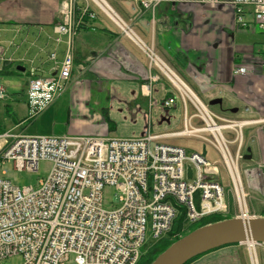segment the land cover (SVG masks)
Here are the masks:
<instances>
[{
	"label": "built area",
	"instance_id": "2783aa9c",
	"mask_svg": "<svg viewBox=\"0 0 264 264\" xmlns=\"http://www.w3.org/2000/svg\"><path fill=\"white\" fill-rule=\"evenodd\" d=\"M89 1L100 6L129 35L130 27L102 0H87L85 14L94 16ZM145 9L155 10L166 0H138ZM214 4L220 0H199ZM235 13L239 28L264 30V0H226ZM253 18H244L246 7ZM76 0H63L62 20L54 26L57 43L67 36L62 61L55 60V73L39 75L31 67L27 89L29 117H35L65 89L74 64L73 37L81 21L74 19ZM132 36V35H131ZM11 44H15L14 41ZM151 63L171 81L185 106L190 103L201 126L186 120L185 128L171 133H156L147 125L141 135L129 138L91 135H13L0 134V157L12 161L18 170L36 172L43 160L52 162L49 175L39 186L19 187L0 179V260L21 254L23 264H137L147 244V231L159 240L171 230L175 218L186 211L188 222L206 216L226 214L229 204L215 161L193 151L162 141L169 136L191 135L213 145L220 152L234 185L239 214L251 215L246 195L240 190L239 165L243 159V128L254 119L229 118L216 114L173 71L147 48ZM0 46V70L14 62ZM264 71V59L262 61ZM248 68L235 67V74ZM150 93V84H144ZM0 84V99L9 96ZM174 97L163 99V108H172ZM221 122V123H220ZM224 130L235 132L228 139ZM202 133H209L205 135ZM235 145V150L231 148ZM192 175L189 177L188 168ZM113 186L118 205L106 208L104 188ZM252 264H258L256 246L248 242Z\"/></svg>",
	"mask_w": 264,
	"mask_h": 264
},
{
	"label": "crops",
	"instance_id": "0c3cea01",
	"mask_svg": "<svg viewBox=\"0 0 264 264\" xmlns=\"http://www.w3.org/2000/svg\"><path fill=\"white\" fill-rule=\"evenodd\" d=\"M102 1L130 27L132 36L94 2L89 1V9L95 14L92 17L84 13L87 0H76L74 19L81 24L73 37L71 77L60 96L37 116L29 118L28 113L23 120L39 115L43 120L51 113L61 115L65 122L62 131L45 134L58 136L129 138L141 135L147 125L156 133L181 131L186 120L198 126L193 124L195 112H190L171 81L151 63L147 53L151 48L206 103L222 99L216 105L226 113H216L256 120L244 127V154L250 148L251 158L242 160V181L255 210L252 212L264 216V30L239 28L234 9L226 0L214 4L166 0L154 11L143 8L138 0ZM62 2L10 0L1 4L0 19L12 24L15 33L5 47L15 60L6 62L3 72L13 66L25 67L22 73L27 71L28 78L32 66L39 75L56 72L50 56L56 52V61L60 62L67 50V36L57 43L54 33V26L62 20ZM243 16L252 21V7H246ZM237 65L246 66L248 72L235 74ZM144 84H150V93ZM20 96L12 95L17 99ZM25 96L28 111L27 91ZM168 97H174L176 103L163 108L161 102ZM182 121L183 129L170 130ZM173 138L164 137L162 141L169 143ZM261 248L264 254V244ZM196 263L252 261L248 246L233 244L201 256Z\"/></svg>",
	"mask_w": 264,
	"mask_h": 264
},
{
	"label": "rangeland",
	"instance_id": "374dc122",
	"mask_svg": "<svg viewBox=\"0 0 264 264\" xmlns=\"http://www.w3.org/2000/svg\"><path fill=\"white\" fill-rule=\"evenodd\" d=\"M8 1L10 0H0V6L3 2H8ZM2 8L4 7H0V11ZM3 21H4L3 19H0V46L7 47L8 46L7 41L12 39L15 36V33L14 31H12L13 28L10 27L12 24ZM15 67L16 66H13L10 69V71H4V72L0 71V84H3L5 87H7L11 96L15 93L17 95L14 96H18V94L21 95L18 99L13 97H8L6 99L1 100L0 124L6 129L7 132H10L13 135L23 134V135L37 136V135H45L46 132H50L53 130L56 131L57 133L62 131L65 122L61 115L55 116V114L51 113L48 117L44 118L43 120H41L40 118L42 115H39L33 120H29L26 122L23 120L25 117L28 116V111L25 106V97H26L25 95L27 91V84L29 78L27 75V71H25L23 74L14 73ZM204 101L206 102V100ZM188 107L190 112L192 111L195 112V110L192 108V106L189 103H188ZM227 107L228 104L225 103L223 105V108L226 109ZM8 109L9 111H7ZM211 109L214 112L224 113V110H222V108L219 105L212 106ZM193 124L198 126L202 125L199 118H196L193 121ZM183 128H184V122L182 121L179 122L177 125L173 126L172 128H170V130H181ZM224 133L226 137L230 140L235 137L234 131L224 130ZM202 134L209 135V133H202ZM246 136H247V131L245 128H243L244 143ZM169 143H171L172 145L183 147L188 154H190L193 151H198L201 153L205 152L210 160L215 161L217 163L220 171L222 185L225 188L226 198L229 204V212L226 213V215L232 217L238 215L239 208H238L237 199L234 195L233 181L230 177V174L227 170V167L224 163V160L220 152H218V150H216L212 144L208 142H204L200 138L191 135L176 136L175 138L171 139ZM231 148L235 150V145L231 144ZM243 162H240L239 165L241 179L242 177H244ZM51 168H52V162L48 160H43L39 163V169L36 172H31L27 170H18L14 166V163L12 161L2 160L0 158V179L9 180L12 184L19 187L34 186L35 188H37L39 186L40 180L46 178L49 175ZM240 190L243 191V193H245L246 195L245 199L250 214L259 216L260 213L252 212V210L253 211L255 210L252 209L250 203V196L248 195L249 193L244 183H242ZM103 193H104V204L106 208H110L118 205V197L115 194L116 191L113 186H106L104 188ZM146 237H147L146 246H150L151 243L154 242V239H152L150 229H148ZM241 246L249 247L248 243L241 244ZM144 248L145 246L143 247L142 251H144ZM256 255L257 257L255 255L254 257L257 258L258 264H264V254L262 252V248L260 244L259 246L257 245ZM196 260H194L190 264H197ZM23 261H24L23 256L21 254H18L0 260V264H23ZM66 264H74L73 256H71V258L66 262Z\"/></svg>",
	"mask_w": 264,
	"mask_h": 264
},
{
	"label": "water",
	"instance_id": "95a60500",
	"mask_svg": "<svg viewBox=\"0 0 264 264\" xmlns=\"http://www.w3.org/2000/svg\"><path fill=\"white\" fill-rule=\"evenodd\" d=\"M17 70L22 72L25 67L18 66ZM221 103L220 98L208 102L209 106ZM247 151L244 158L250 159V148ZM191 174L192 169L189 167V177ZM244 242L264 244V216L250 218L234 216L200 226L174 241L151 264H186L191 259L216 248Z\"/></svg>",
	"mask_w": 264,
	"mask_h": 264
},
{
	"label": "trees",
	"instance_id": "16d2710c",
	"mask_svg": "<svg viewBox=\"0 0 264 264\" xmlns=\"http://www.w3.org/2000/svg\"><path fill=\"white\" fill-rule=\"evenodd\" d=\"M3 69L1 70L2 72H3ZM14 73L23 74L22 72L18 71L16 68L14 70ZM13 95H17V94L15 93ZM0 103H1V99H0ZM7 111H9V109ZM5 131H6V129L0 124V133H3ZM229 217H232V216L222 215V214H213V215L204 217L203 219H201L197 223H193V224L191 223L190 224L186 219V211H185V209H183L182 213H180L175 218L173 226L166 236H164L163 238H161L160 240H158L157 242L153 243L150 246H145L143 254H142V256H141V258L137 264H151L152 261L161 252H163L168 246H170L174 241L178 240L182 236L188 234L189 232H191L192 230H194L200 226H203V225H206V224H209L212 222H216L219 220H223V219L229 218ZM214 250H216V249H214ZM211 251H213V250H211ZM211 251H209V252H211ZM203 255L204 254L191 259L186 264H190L191 262H193L194 260L198 259L199 257H201Z\"/></svg>",
	"mask_w": 264,
	"mask_h": 264
}]
</instances>
